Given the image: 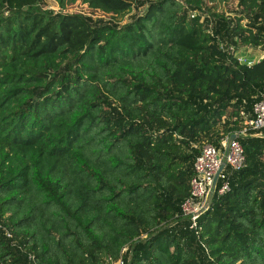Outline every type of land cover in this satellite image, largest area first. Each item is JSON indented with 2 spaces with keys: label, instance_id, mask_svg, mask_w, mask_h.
<instances>
[{
  "label": "trees",
  "instance_id": "trees-1",
  "mask_svg": "<svg viewBox=\"0 0 264 264\" xmlns=\"http://www.w3.org/2000/svg\"><path fill=\"white\" fill-rule=\"evenodd\" d=\"M42 1L0 0V219L13 233L0 231V264H203L190 234L165 228L177 221L210 264H264L263 138H240L245 166L195 227L181 209L200 147L239 131L264 93V57L239 63L202 21L234 0H150L95 29ZM58 2L121 14L138 0ZM237 2L238 43L264 48L242 24L264 0ZM188 95L222 107L209 116Z\"/></svg>",
  "mask_w": 264,
  "mask_h": 264
},
{
  "label": "built area",
  "instance_id": "built-area-1",
  "mask_svg": "<svg viewBox=\"0 0 264 264\" xmlns=\"http://www.w3.org/2000/svg\"><path fill=\"white\" fill-rule=\"evenodd\" d=\"M243 46L246 45H241V48L238 49L228 48L239 63L252 64L264 57V51L260 55L255 52L248 53L245 52ZM240 112L243 118V127L234 133L233 139L229 140V137H224L219 144L204 143L195 156L193 161L195 175L190 183V196L181 203L182 214L190 215V227H195L197 224L202 208L206 204L213 177L221 163L224 162V166L214 188L215 193L218 194L225 193L230 189L231 176L245 166L246 154L240 138L258 137L264 139V93L259 95L250 110L242 109ZM0 231L4 233L5 237L13 238V233L1 219ZM15 242L13 241V244Z\"/></svg>",
  "mask_w": 264,
  "mask_h": 264
},
{
  "label": "rangeland",
  "instance_id": "rangeland-1",
  "mask_svg": "<svg viewBox=\"0 0 264 264\" xmlns=\"http://www.w3.org/2000/svg\"><path fill=\"white\" fill-rule=\"evenodd\" d=\"M150 0H138L135 2L131 9L126 10L121 14H111V13H103L100 10H92L86 4L77 2L75 4L69 5L66 8H62L58 0H43L42 5L47 6L54 11L62 10V11H70L72 13H80L82 14L89 22V25L93 29H95L100 24H107L110 26L121 27L126 23L133 20L136 16L140 15L144 12L147 4ZM66 9V10H65ZM241 6L238 5L237 0L233 2H229L226 5L225 10H221L222 13L221 18L213 17L208 12H202V21L207 28V31L211 34L214 41L219 42L224 49L233 47L234 49H238L241 45L238 43L237 35L233 26L235 24L236 15L240 14ZM242 24L252 27L254 31H262L264 32V17L260 14L251 13L246 14L245 18L242 20ZM241 48V47H240ZM245 52L260 55L264 51L263 47H253V46H243ZM99 54L97 59L99 60ZM194 105L200 108L205 114L211 116L214 114H218L217 110L222 107V104L219 102H212L204 97L188 95V98ZM250 106V101L247 102L246 107ZM229 109V108H228ZM112 114L114 118L118 121H122V114L119 108L113 104L111 106ZM191 163V161L189 162ZM238 175H236L237 177ZM186 223L184 221H177L176 223L169 224L165 228L172 231H186L187 234L191 235L189 238L194 242L196 240L198 251L201 259H203V264H210L208 262L207 250L204 249L203 245L194 237V232L192 229L186 228ZM18 245L22 243L20 239L16 241ZM125 253L128 252V248L124 249ZM22 263L30 264V257L22 255Z\"/></svg>",
  "mask_w": 264,
  "mask_h": 264
},
{
  "label": "water",
  "instance_id": "water-1",
  "mask_svg": "<svg viewBox=\"0 0 264 264\" xmlns=\"http://www.w3.org/2000/svg\"><path fill=\"white\" fill-rule=\"evenodd\" d=\"M235 137V134H232L230 137H229V140L233 139ZM224 166V162L221 163L220 167L217 169L214 177H213V180H212V183H211V188H210V191H209V194H208V197H207V201H206V204L205 206L202 208V212L205 211L210 202L213 200V197L215 195V185H216V182H217V179H218V176H219V173L221 172L222 168Z\"/></svg>",
  "mask_w": 264,
  "mask_h": 264
}]
</instances>
